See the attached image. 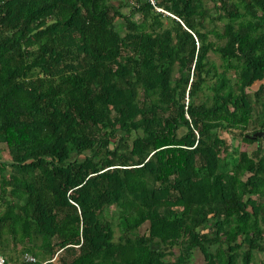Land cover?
Returning a JSON list of instances; mask_svg holds the SVG:
<instances>
[{"label":"trees","instance_id":"16d2710c","mask_svg":"<svg viewBox=\"0 0 264 264\" xmlns=\"http://www.w3.org/2000/svg\"><path fill=\"white\" fill-rule=\"evenodd\" d=\"M212 2L0 0L1 255L264 264V0Z\"/></svg>","mask_w":264,"mask_h":264},{"label":"rangeland","instance_id":"374dc122","mask_svg":"<svg viewBox=\"0 0 264 264\" xmlns=\"http://www.w3.org/2000/svg\"><path fill=\"white\" fill-rule=\"evenodd\" d=\"M127 1H132V0H113V4L118 6L121 11L123 12H126L127 11V8L126 6L122 5V3H125ZM205 3H206V6L207 7H211L213 4L212 0H205ZM221 26L220 24L217 26V29H220ZM211 39H213V36H210ZM209 59L212 60L216 67H217V70L220 71L222 68H221V60L219 58V56L215 53H212V52H209ZM62 60L63 62H69V63H75L77 61L76 57L74 55H72L71 53H67V54H64L62 56ZM228 74H232V71H230ZM213 80V79H212ZM211 80V81H212ZM211 83V82H210ZM210 83H207L200 95H199V100H202L206 95H208L210 93V90L208 89L207 85L210 84ZM260 82H255L250 90H249V93H253L252 90H255L258 86ZM252 101H253V98H252ZM254 103V101H253ZM253 106L255 107L254 109L255 110H260L261 109V106L260 104H256L254 103ZM184 132V129L180 128L178 131H177V134L178 135H181L182 133ZM229 145H230V148L234 147L235 149V157H237V154H238V151H245L246 154L249 156L250 152L256 148V143H246L242 140H239V139H236V138H233L232 140L229 139ZM264 145V141L262 140L261 141V146ZM0 155L2 158L4 159H9V154L5 148V146L3 144H1V152H0ZM231 167V165L229 164V162H226V164H224L223 166L221 165L220 167V170H226V169H229ZM262 199H264V195L262 196ZM104 215L109 219L111 220L112 222L115 221V210L113 207H109L105 210L104 212ZM145 230V225L141 226L140 228V231H144ZM8 237L6 236L5 238V248H4V253L2 254V256L4 257V259L9 263V264H23V261L24 258H23V253H21V245H17L16 248L14 250H10L11 249V244L9 243L8 241ZM156 246V245H155ZM31 254V253H29ZM259 257L261 258H264V254L261 253L259 254ZM55 264H59L57 263L54 258L51 259Z\"/></svg>","mask_w":264,"mask_h":264},{"label":"built area","instance_id":"2783aa9c","mask_svg":"<svg viewBox=\"0 0 264 264\" xmlns=\"http://www.w3.org/2000/svg\"><path fill=\"white\" fill-rule=\"evenodd\" d=\"M23 258L25 261L33 262L35 261V257L29 253H23ZM0 264H3V259L0 257Z\"/></svg>","mask_w":264,"mask_h":264},{"label":"water","instance_id":"95a60500","mask_svg":"<svg viewBox=\"0 0 264 264\" xmlns=\"http://www.w3.org/2000/svg\"><path fill=\"white\" fill-rule=\"evenodd\" d=\"M262 136H264V131H256L248 137L255 139L256 137H262Z\"/></svg>","mask_w":264,"mask_h":264},{"label":"crops","instance_id":"0c3cea01","mask_svg":"<svg viewBox=\"0 0 264 264\" xmlns=\"http://www.w3.org/2000/svg\"><path fill=\"white\" fill-rule=\"evenodd\" d=\"M0 257L3 259V262L5 263L6 260L4 259V257L1 254H0ZM6 263L9 264L7 261H6Z\"/></svg>","mask_w":264,"mask_h":264}]
</instances>
